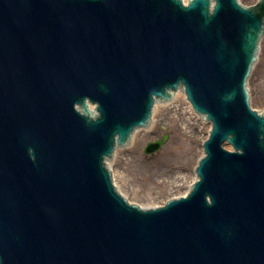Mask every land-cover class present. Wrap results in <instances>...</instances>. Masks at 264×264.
I'll return each mask as SVG.
<instances>
[{
	"label": "water",
	"instance_id": "water-1",
	"mask_svg": "<svg viewBox=\"0 0 264 264\" xmlns=\"http://www.w3.org/2000/svg\"><path fill=\"white\" fill-rule=\"evenodd\" d=\"M263 36L264 0H0V264H264Z\"/></svg>",
	"mask_w": 264,
	"mask_h": 264
},
{
	"label": "rangeland",
	"instance_id": "rangeland-1",
	"mask_svg": "<svg viewBox=\"0 0 264 264\" xmlns=\"http://www.w3.org/2000/svg\"><path fill=\"white\" fill-rule=\"evenodd\" d=\"M188 2V0H183ZM245 6H252L258 0H239ZM250 102L253 109L264 113V36L260 43L257 61L255 62L248 79Z\"/></svg>",
	"mask_w": 264,
	"mask_h": 264
},
{
	"label": "bare ground",
	"instance_id": "bare-ground-1",
	"mask_svg": "<svg viewBox=\"0 0 264 264\" xmlns=\"http://www.w3.org/2000/svg\"><path fill=\"white\" fill-rule=\"evenodd\" d=\"M186 3V2H185Z\"/></svg>",
	"mask_w": 264,
	"mask_h": 264
}]
</instances>
